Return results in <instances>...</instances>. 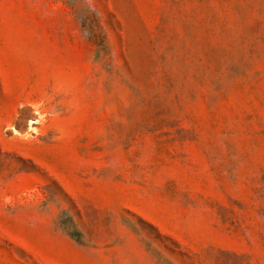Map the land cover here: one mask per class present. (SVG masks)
<instances>
[{
	"label": "rangeland",
	"instance_id": "rangeland-1",
	"mask_svg": "<svg viewBox=\"0 0 264 264\" xmlns=\"http://www.w3.org/2000/svg\"><path fill=\"white\" fill-rule=\"evenodd\" d=\"M0 264H264V0H0Z\"/></svg>",
	"mask_w": 264,
	"mask_h": 264
}]
</instances>
